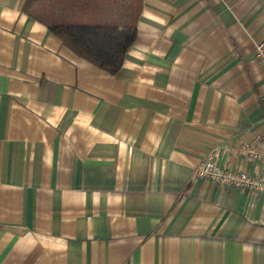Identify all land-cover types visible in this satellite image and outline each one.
Segmentation results:
<instances>
[{"label":"crops","instance_id":"crops-1","mask_svg":"<svg viewBox=\"0 0 264 264\" xmlns=\"http://www.w3.org/2000/svg\"><path fill=\"white\" fill-rule=\"evenodd\" d=\"M25 1L0 0V264H264V195L197 177L264 135V0L71 1L135 28L116 75Z\"/></svg>","mask_w":264,"mask_h":264},{"label":"trees","instance_id":"trees-1","mask_svg":"<svg viewBox=\"0 0 264 264\" xmlns=\"http://www.w3.org/2000/svg\"><path fill=\"white\" fill-rule=\"evenodd\" d=\"M74 0H26L22 10L47 24L48 29L78 57L116 75L136 36L134 27L60 22L56 14L71 12ZM86 4L85 0H80Z\"/></svg>","mask_w":264,"mask_h":264},{"label":"built area","instance_id":"built-area-1","mask_svg":"<svg viewBox=\"0 0 264 264\" xmlns=\"http://www.w3.org/2000/svg\"><path fill=\"white\" fill-rule=\"evenodd\" d=\"M254 59L264 71V41L254 49ZM239 157L260 165L264 169V135L251 143L237 147L225 145L206 154L203 166L197 171V177L220 187H234L264 195V170L257 177L249 175L240 168H227L218 163L220 157Z\"/></svg>","mask_w":264,"mask_h":264}]
</instances>
